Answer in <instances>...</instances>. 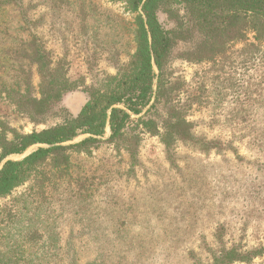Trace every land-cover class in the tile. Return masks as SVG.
I'll list each match as a JSON object with an SVG mask.
<instances>
[{"label": "rangeland", "instance_id": "rangeland-1", "mask_svg": "<svg viewBox=\"0 0 264 264\" xmlns=\"http://www.w3.org/2000/svg\"><path fill=\"white\" fill-rule=\"evenodd\" d=\"M134 28L125 0H0V144L77 115L129 61ZM202 40L177 42L165 65L171 95L131 114L133 156L105 142L106 129L88 152L69 150L62 173L45 169V192L28 182L0 196L1 264H213L231 249L250 258L230 264H264V49L243 57L234 43L225 59H184ZM36 48L76 88L30 117L14 97L40 98ZM170 110L189 140L162 138Z\"/></svg>", "mask_w": 264, "mask_h": 264}, {"label": "trees", "instance_id": "trees-1", "mask_svg": "<svg viewBox=\"0 0 264 264\" xmlns=\"http://www.w3.org/2000/svg\"><path fill=\"white\" fill-rule=\"evenodd\" d=\"M125 8L134 16L135 25V51L129 61L120 65L114 76L105 79L98 90L89 93L87 101L74 117L56 126L15 135L11 141H2L0 196L28 182H36L38 188L45 192V186L51 179L45 169L49 166L51 170L62 173L70 166L68 151L88 152L89 147L102 142L100 138L106 129L109 137L105 142L122 146L133 156L129 146L132 138L125 131L133 121L131 114L138 116L145 109L147 114L155 109V104H159L164 94L168 98L171 95L165 65L177 42L188 40L196 34L202 35L203 40L195 49L183 56L184 59L196 61L225 59L226 50L234 43L241 45L240 55L243 57L264 49V0H125ZM158 12L172 22L170 30L161 25ZM29 60L38 66L40 98L23 96L16 100L14 97V104L22 113L36 117L46 113L52 102L76 87L67 79L64 64L57 63L54 69L50 68L51 62L40 49H34ZM168 119L164 123L162 138H191L189 125L180 112L170 110ZM142 123L146 129L153 127L151 120ZM81 135L87 137L65 145ZM34 146L38 147L20 160H5L23 155ZM35 188V185L30 186L28 191ZM246 258L250 256L231 249L220 251L212 260L213 264H230Z\"/></svg>", "mask_w": 264, "mask_h": 264}]
</instances>
